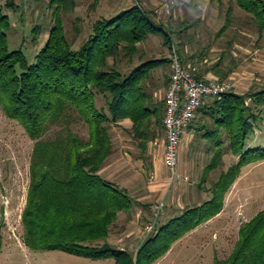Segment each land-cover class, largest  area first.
<instances>
[{"label": "trees", "instance_id": "16d2710c", "mask_svg": "<svg viewBox=\"0 0 264 264\" xmlns=\"http://www.w3.org/2000/svg\"><path fill=\"white\" fill-rule=\"evenodd\" d=\"M94 1L96 7L99 1ZM232 1L262 36L264 0ZM6 4L12 7L13 0ZM49 5L51 28L31 61L21 49L9 50L12 24L0 10V106L35 141L21 215L24 244L33 250L113 259L115 264H153L175 242L220 213L224 197L243 167L264 161V147L245 148L264 109V88L242 94L231 90L203 99L190 128L195 126L208 142L211 161L206 173L223 165L224 149L238 157L237 162L212 183L209 200L159 226L135 254L113 249L107 241L111 227L119 214L130 212L134 205L126 189L100 173L113 151L110 126L129 119V133L142 150L157 137L163 129L165 102H155L148 87L152 71L168 60H141L126 72L118 66L121 58L132 63L148 35L162 34L169 49L173 48L171 37L135 4L96 20L88 38L74 48L62 14L74 10L75 0H49ZM227 16L231 17L230 8ZM228 27L229 22L221 31ZM179 59L185 67L196 66L197 80L229 81L232 69H218L222 58L210 68L219 79H203L193 57ZM200 119L206 120L200 123ZM75 124L86 127L87 137L73 131ZM51 131L53 137L43 140ZM2 228L0 222V253ZM215 264H264V209L240 227L230 255L215 259Z\"/></svg>", "mask_w": 264, "mask_h": 264}, {"label": "rangeland", "instance_id": "374dc122", "mask_svg": "<svg viewBox=\"0 0 264 264\" xmlns=\"http://www.w3.org/2000/svg\"><path fill=\"white\" fill-rule=\"evenodd\" d=\"M98 1L97 6L94 7V0H75L74 10L62 14L67 38L74 42V48L80 46L88 38L92 24L96 20L111 17L135 4L140 5L170 35L173 48H168L162 34L148 35L146 40L139 45L138 57H134L131 64L121 58L122 61L118 66L122 72H126L141 60H168L151 73L152 79L149 82L148 92L155 102H162L163 93L169 83L168 80L172 74L173 49L175 48L181 59L189 56V51L185 50L188 35L185 34L180 44H177L176 33H181L182 29L185 30L184 33H187L191 25L195 24L197 18L201 16L203 20L200 18V23H196L197 26L195 24L193 28L199 34L198 42L193 44V48L196 49L194 52L201 54V49H203V56L204 54L208 56L210 49L216 47L219 50L216 54L222 55L224 66L238 69L236 72L239 76L232 80L234 84L236 83L233 91L247 93L264 88V34L258 35L252 27L250 17L240 11L232 0H222L220 3L216 0ZM6 3L7 0H0V10L9 17L12 24L8 36L9 50L21 49L31 61L34 54L44 46L51 28L52 11L49 0H13L12 7L7 6ZM199 8L204 9L202 13ZM229 8L231 9L230 18L227 16ZM182 21H185L183 25ZM228 22L229 27L225 30L226 32L222 31L223 36L214 43L215 34H218ZM188 61L187 64H192ZM242 74H244V80L239 78ZM240 80L244 83L241 81L242 84H240ZM100 98L103 97L100 96ZM101 103L103 104V100L100 99L99 104ZM121 122L110 126V134L113 141L114 164L125 165L126 169L124 174L117 173L118 176L112 178L108 177L105 170L102 175L122 188V182L119 181L121 174L125 176L124 181L135 178L136 173H131L133 171L131 164L136 165L135 159L140 152L137 142L132 140L129 130L124 129ZM256 128L258 129L254 130L246 140V149L258 145L264 147V109L256 122ZM73 131L83 138L87 137V129L82 124L73 125ZM52 137L53 132L51 131L46 133L42 139L47 140ZM34 143L35 141L27 136L21 125L9 119L0 106V222L3 224L0 264H115L113 259L93 260L63 251L33 250L24 244L21 215L30 183V163ZM135 151L138 153L136 154ZM109 161L111 163L112 159ZM229 163L224 161L223 156V165L206 175L204 185L210 188L220 173L228 169ZM235 180L236 185L224 215L207 227H203L207 231L203 234V239L197 237L199 241H207L214 247V257L208 260L209 264H215V259L227 258L238 239L240 227L264 209V161L243 167ZM161 204L160 201L153 204L150 218L143 224L146 231L148 226L154 224V221L156 222L152 231L166 223L169 220L168 217L171 218L173 214L182 212L178 210L177 213L163 205L156 218L155 207ZM114 228L112 233L115 239L117 229ZM186 240L175 249L177 260L189 255L187 245L192 239L189 237ZM111 246L116 249L114 244ZM212 259L214 263L211 262Z\"/></svg>", "mask_w": 264, "mask_h": 264}, {"label": "crops", "instance_id": "0c3cea01", "mask_svg": "<svg viewBox=\"0 0 264 264\" xmlns=\"http://www.w3.org/2000/svg\"><path fill=\"white\" fill-rule=\"evenodd\" d=\"M199 9H201V13L204 10L203 8ZM200 18L203 20V16L197 18V24L200 23ZM184 22L182 21V25ZM195 24L193 23L191 25L192 27L191 29L189 28V31L187 30V33H184V29L181 30V33H176V43L180 44V41L185 36V34L186 36L188 35V41L186 43L187 47L185 48L186 51H189V56L187 57L194 58L193 61H195V63L199 66V71L203 79H219V77L210 68L216 63L220 62L222 55L216 54V52H219L216 47L210 49L208 56H206L207 54H204L203 56V49H201V54L200 52L199 54H196V52H194L196 49L193 48V44H196L198 42L197 39L199 38L198 32H196V29H193L195 28ZM197 24L195 26H197ZM224 32L220 30L218 34H215L216 38L214 40V43L221 39ZM219 68H222V70L226 69V66H224V61L221 62V66H219L218 69ZM229 68H231L232 70L228 75V80L232 81L233 78L236 79L239 76V73L236 72L238 70L235 69L236 67ZM239 78L244 80V74L240 75ZM243 80H240V84H242V82L244 83ZM166 90L167 88L163 93L162 101H164ZM237 93L241 92L238 91ZM200 120H202L200 123H204L206 119ZM121 124L123 125L124 129L127 130H130L132 126V122L129 119L123 120ZM190 130V134L184 136L180 143L177 178L171 179L170 171L168 170L164 162L166 145L164 126L157 137L154 140L148 142L143 150L138 148L140 154H137L138 152L135 151L138 157H136L135 159L136 165L133 166L131 164L133 168V171L131 173H136V176L133 180H123L125 178L123 174L126 166L114 164L115 161L113 152L111 156L106 160L103 168L100 171L101 175L103 174L104 170L109 178L118 176L117 173H123L121 174V178L119 181L122 182V188L128 191L129 195L133 199L134 205L133 209L130 212L119 214L116 222L111 227L109 238L107 239V241L111 245L114 244L116 246V249L127 250L132 254L136 253L137 248L149 233L148 227L146 231L143 224L150 218L153 204L155 202L160 201L162 202V205H165L167 208L175 212L177 211L178 213V210L180 212L185 210L186 208L199 206L210 199V188L204 185L206 181V175L209 173H206L208 170L207 167L211 161V155L206 150L208 142L201 137L203 133L197 132L195 126L191 127ZM224 152V161L230 162L229 167L231 165H234L237 162L238 157L232 155L228 149H224ZM124 154L126 155V152ZM110 159H112L111 163L109 161ZM102 176L104 177V175ZM109 178H107V180H109ZM235 185L236 180L229 188V193H226L227 195H225L226 197H224L223 208L218 215H216L209 221L199 225L183 238L175 242L170 250L153 264H209L210 262L208 260L214 257V247L207 241H199L197 237H201L203 239V234L207 233V231H205L203 227H207V225L211 224L212 222L219 219L222 215H224L226 206L231 198V194L234 191ZM179 214H173V217H176ZM168 218L171 219L170 217ZM114 227L117 229V235L115 239L113 237L114 234L112 233V229ZM189 237L192 239V241L190 240L191 242L188 241L187 245V251L189 252V255L177 260L176 258L178 256L177 254H175L176 247L181 245L182 242L187 241L186 238ZM193 254L195 255L193 256ZM194 258L195 260H193ZM211 262L214 263V260L212 259Z\"/></svg>", "mask_w": 264, "mask_h": 264}, {"label": "built area", "instance_id": "2783aa9c", "mask_svg": "<svg viewBox=\"0 0 264 264\" xmlns=\"http://www.w3.org/2000/svg\"><path fill=\"white\" fill-rule=\"evenodd\" d=\"M171 66L170 83L164 96L163 126L166 136L164 162L170 171L171 179H174L178 177L177 168L181 140L190 134L191 122L195 118L196 111L203 99L231 91L234 84L232 81L197 80L194 76L197 71L196 66L185 67L174 49ZM162 208V204L155 207L156 218ZM154 224L148 226V232L152 231Z\"/></svg>", "mask_w": 264, "mask_h": 264}]
</instances>
